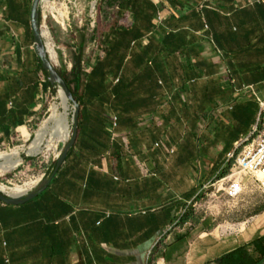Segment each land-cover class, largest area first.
<instances>
[{
    "label": "crops",
    "instance_id": "crops-1",
    "mask_svg": "<svg viewBox=\"0 0 264 264\" xmlns=\"http://www.w3.org/2000/svg\"><path fill=\"white\" fill-rule=\"evenodd\" d=\"M32 3L0 0V153L31 140L54 90L34 50ZM48 5L57 69L81 106L78 138L41 195L0 202V264H236L238 251L239 264H264V207L238 224L197 214L209 178L256 127L225 146L214 130L224 115L258 118L264 0ZM55 163L31 159L18 176L38 173L39 184ZM195 210L197 223L182 225Z\"/></svg>",
    "mask_w": 264,
    "mask_h": 264
},
{
    "label": "rangeland",
    "instance_id": "rangeland-1",
    "mask_svg": "<svg viewBox=\"0 0 264 264\" xmlns=\"http://www.w3.org/2000/svg\"><path fill=\"white\" fill-rule=\"evenodd\" d=\"M54 50L57 55V49L55 45H54ZM56 63L58 68H60V65L57 61V56H56ZM251 92L257 93L255 88L253 89V91L248 89L247 92L242 90V94H251ZM253 98L255 99L259 98L260 100H264V96H260V95H257V97L253 95ZM237 99H240L241 103L246 104V106L249 107L250 109L253 108L251 99H248L247 97L243 98L242 95L238 96ZM58 101H59L58 88H55V90L51 91L49 109L52 103ZM69 106H70L69 121L71 125L72 107L70 104ZM255 114H256V110H255ZM48 116H49V112H48ZM250 116L249 119H247V121L245 122L235 121L229 115L222 116L221 117L222 120L214 125L215 128L214 130L219 134L218 137L216 138L217 139L221 138L220 140L223 146H225L227 143H230V141L235 140L237 137H239L240 134L250 132L258 124L257 123L258 118L254 116V120L252 121L250 120L251 119ZM210 130H213V128H211ZM210 130H206L205 132L206 136L208 134L207 132ZM35 135L26 144L18 145L14 148H10L5 151H2V153L9 152L12 149H16V148L19 149L20 147L21 158L23 160L21 167L18 168L16 171L5 175H0V182L1 181L3 182L0 183V186L4 187L7 192L15 188H28L35 183H37L38 185V181L40 180L38 173H33V172L31 173L30 171H28V174H23L21 176H18V173L24 170V168L26 169L27 161L31 159H39L40 157H44V156L46 157L51 156L53 158H56L63 147L62 143L64 142H60L58 143L57 149L55 151L44 152L40 155H29L26 152V147H28L34 141ZM205 163H206L205 167H207L208 166L207 164H209V162L206 160ZM234 163L235 161L233 160L228 161L227 159V162L222 170L227 172L226 176L215 177L214 179L209 178L208 180L209 182L207 181L208 185L206 186L207 189L205 193H203L204 195H202L201 198L199 199V200L202 199V201L204 202L202 204L204 205V208L199 207L197 214L200 215V212L206 211L209 214H211L213 217H215L217 222L219 223L221 222V224H224L227 221L238 224L245 220H252L253 218L256 219V214H259V212L264 207V188L261 187V185L257 181V178L252 177L250 175L241 174L240 179L244 186V192L242 193V195L238 197H232L229 195L228 188L230 182L228 180L221 182V179L233 174ZM234 171L239 172L237 170ZM237 177L238 175H236L234 178ZM194 203L196 204V201ZM193 216L194 217L196 216V210L195 212H193Z\"/></svg>",
    "mask_w": 264,
    "mask_h": 264
},
{
    "label": "water",
    "instance_id": "water-1",
    "mask_svg": "<svg viewBox=\"0 0 264 264\" xmlns=\"http://www.w3.org/2000/svg\"><path fill=\"white\" fill-rule=\"evenodd\" d=\"M46 1L47 0H33L32 3L30 14V27L34 36V50L40 60L42 68L47 74L49 83L52 85L54 90L55 88H60L62 90L68 103L72 107L73 115L71 122V134L68 141L62 143L63 147L57 156L52 174L50 175V177L41 180L34 190L26 193L25 195L20 196H13L0 191V202L7 206H22L41 195L50 186V184L56 177L57 172L71 153L78 138V120L81 111V106L80 103L74 97L72 91L70 90L66 81L60 74L59 70L57 69L56 59L50 52V43L46 36V32L49 34L50 32L46 27L45 23L42 22V15L44 14V4ZM76 66L77 71H79L81 66V55H78Z\"/></svg>",
    "mask_w": 264,
    "mask_h": 264
},
{
    "label": "bare ground",
    "instance_id": "bare-ground-1",
    "mask_svg": "<svg viewBox=\"0 0 264 264\" xmlns=\"http://www.w3.org/2000/svg\"><path fill=\"white\" fill-rule=\"evenodd\" d=\"M51 2V1H50ZM51 5V4H50ZM44 7L49 9L48 0L45 2ZM46 36L50 43V52L55 57L53 42L50 34L46 32ZM58 102L51 104L49 109V116L42 124L41 128L36 132L34 141L26 147V152L29 155H40L44 152L55 151L60 142H67L71 134L69 103L63 94L62 90L58 88ZM73 110L71 113L72 122ZM24 148V147H23ZM21 149H12L9 152L0 154V175H5L16 171L22 165ZM260 179L261 176L259 175ZM37 183L28 188H15L9 192L4 187L0 186V191L13 195L20 196L28 193L31 188L35 187Z\"/></svg>",
    "mask_w": 264,
    "mask_h": 264
},
{
    "label": "built area",
    "instance_id": "built-area-1",
    "mask_svg": "<svg viewBox=\"0 0 264 264\" xmlns=\"http://www.w3.org/2000/svg\"><path fill=\"white\" fill-rule=\"evenodd\" d=\"M162 19V15L159 14L158 21L161 22ZM258 102V124L249 136L234 145L233 151L228 154V161H235L233 174L221 179V182L225 180L230 182L228 191L232 197H238L244 192V186L240 179L241 174L257 178L261 187L264 188V100L258 98ZM236 175L238 177L234 178Z\"/></svg>",
    "mask_w": 264,
    "mask_h": 264
},
{
    "label": "trees",
    "instance_id": "trees-1",
    "mask_svg": "<svg viewBox=\"0 0 264 264\" xmlns=\"http://www.w3.org/2000/svg\"><path fill=\"white\" fill-rule=\"evenodd\" d=\"M82 36V35H81ZM62 75V77L64 78V80L66 81L67 85L69 86L70 90L72 91L74 97H75V91L72 89L69 81L67 80L66 76L64 73H60ZM55 166V165H54ZM227 172L226 171H223V173L221 174L222 177L226 176ZM191 220L194 224L197 223V220H196V216L194 217L193 216V213H188L184 219L182 220L181 224L183 225L185 222ZM233 258L236 260V264H239L241 258H242V253L240 251L236 252L235 254H233ZM219 264H226L225 261L223 260H220L219 261Z\"/></svg>",
    "mask_w": 264,
    "mask_h": 264
}]
</instances>
